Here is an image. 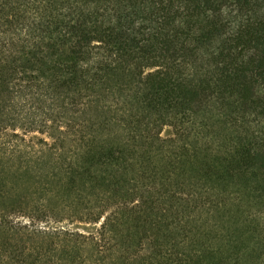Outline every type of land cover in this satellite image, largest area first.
I'll return each mask as SVG.
<instances>
[{"label":"trees","instance_id":"obj_1","mask_svg":"<svg viewBox=\"0 0 264 264\" xmlns=\"http://www.w3.org/2000/svg\"><path fill=\"white\" fill-rule=\"evenodd\" d=\"M0 264H264V0H0Z\"/></svg>","mask_w":264,"mask_h":264}]
</instances>
